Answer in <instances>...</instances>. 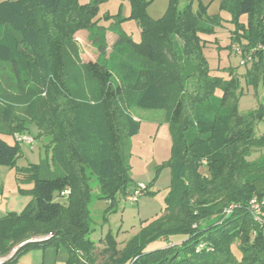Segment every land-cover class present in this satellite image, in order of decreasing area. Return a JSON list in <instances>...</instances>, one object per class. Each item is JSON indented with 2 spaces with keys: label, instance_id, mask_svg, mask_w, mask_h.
Wrapping results in <instances>:
<instances>
[{
  "label": "trees",
  "instance_id": "trees-1",
  "mask_svg": "<svg viewBox=\"0 0 264 264\" xmlns=\"http://www.w3.org/2000/svg\"><path fill=\"white\" fill-rule=\"evenodd\" d=\"M104 1L0 2V64L9 65L17 90L0 85V133L29 135L33 123L34 140L48 137L50 151L37 164L18 168L20 143L0 137V166L15 169L17 182L32 184L24 209L0 217V256L10 255L2 264L59 246L69 264H264V226L248 207L253 196L264 200V152L250 159L264 148V135H254L264 104L240 114L233 68L225 69L227 79L211 74L197 35L211 31L202 23L201 5L196 13L189 5L180 11L170 0L165 14L151 19L148 2L127 0L140 41L117 30L107 57L106 27L98 17ZM222 7L242 30L233 41L245 40L248 84L264 86V0H223ZM240 14L247 15V25L237 22ZM112 17L115 24L124 19ZM78 30L88 32L96 59H81ZM134 107L164 111L172 138L171 183L161 213L145 220L122 248L110 232L103 237L99 263L88 238L90 180L112 205L135 188L128 164V140L140 128ZM149 186L144 194L151 193ZM159 239L168 244L145 251Z\"/></svg>",
  "mask_w": 264,
  "mask_h": 264
},
{
  "label": "rangeland",
  "instance_id": "rangeland-1",
  "mask_svg": "<svg viewBox=\"0 0 264 264\" xmlns=\"http://www.w3.org/2000/svg\"><path fill=\"white\" fill-rule=\"evenodd\" d=\"M4 1V0H0ZM86 2L88 0H82ZM146 13L151 19L162 17L169 5L170 0H145ZM176 9L182 11L189 5L190 10L197 12L199 6L203 7L205 12L202 14V23L211 26L209 33L198 32L197 35L202 40V53L207 59L208 66L212 75L221 76L225 79L229 77L226 68H233L238 80L237 89V109L242 115L256 109L260 103L264 104V86L262 83L256 85L248 84L245 72L248 63L242 57V45L245 40L240 36V40L233 41V38L242 34V30L236 29L235 19L230 11L222 7L223 0H174ZM104 14L111 17L102 18ZM120 15L124 18L118 24H115L114 17ZM130 6L127 0H105L99 5L98 17H101L99 24L106 27V55L109 56L111 46L117 37V30L125 32L135 42L140 41V29L136 20L129 18ZM208 18V19H207ZM247 15L240 14L237 22L242 26L247 25ZM112 27V30L107 29ZM116 30V31H115ZM95 31V28L92 29ZM74 37L79 43L81 49V59L83 61L94 60L97 58L98 51L91 44L86 30H78ZM249 62V61H248ZM15 78L12 75L9 65L0 64V85L5 89L16 92ZM134 116L140 121V128L136 135L129 138V176L131 185L142 183L150 184V194H142L137 201L130 202L123 198L117 199L114 205L110 200L103 199L99 190L97 181L90 180L91 197L88 205L91 217V231L88 234L97 247L95 254L97 262L104 261L101 253L103 247L102 239L107 233L114 235L118 248H122L126 241L134 236L140 229L143 222L151 221L156 215L160 214L165 206V198L171 183V169L167 165L171 157L172 138L169 130V124L165 121L164 111L152 109H140L134 107L131 109ZM29 135L36 136V126L28 123ZM254 135H264V119L257 122L254 128ZM0 137L8 143L13 144L16 140L14 136L0 133ZM49 138L42 137L35 140L32 144L20 143L21 155L17 159L15 166L21 168V165L37 164L40 159L49 155ZM48 149V152H47ZM24 150V151H23ZM23 151V152H22ZM264 148L253 150L250 159H260ZM259 157V158H258ZM23 166V167H25ZM2 170H9L10 174L5 176V171L0 170V217L7 214L8 207L11 204L4 200L8 199L9 192L15 191L13 185H20L16 181L14 171L10 167H0ZM200 171L207 174L206 168H200ZM168 244L167 240L159 239L151 242L145 251L164 247ZM236 243L234 244V251ZM53 248L47 249L44 264H65V248L59 246L58 252ZM42 251L37 254L40 255ZM237 256L239 254L237 253ZM38 259V257H37ZM35 259V263L37 261ZM56 261V263H54ZM40 264L41 261L38 260Z\"/></svg>",
  "mask_w": 264,
  "mask_h": 264
},
{
  "label": "crops",
  "instance_id": "crops-1",
  "mask_svg": "<svg viewBox=\"0 0 264 264\" xmlns=\"http://www.w3.org/2000/svg\"><path fill=\"white\" fill-rule=\"evenodd\" d=\"M116 39V38H115ZM24 151V150H23ZM22 151V152H23ZM22 167L25 166V165H21ZM0 167H3V166H0ZM7 167V166H5ZM3 168H0V170H2ZM2 171H5L3 174H5V176L9 175L10 172L9 170H2ZM14 187L12 188H15V191H12V192H9V197H7L8 199L4 200L5 204L4 206L6 205V203H10L11 204L9 205L8 207V211L6 212H16V213H19L21 212L24 207L28 204V202L31 200V196L29 194H27L26 191H29V189L32 187V184H23V183H20V185H13ZM23 189L26 193H20L19 192V189ZM1 203V201H0ZM50 248H53L55 249L56 251L55 252H58V249L59 247L57 248H54V247H50ZM47 249H49V247L47 248H37V249H33V250H30L28 251L27 253L23 254L17 261L16 264H39L38 263V260L41 261L40 264H44V260H45V257H46V251ZM39 251H42V253L40 255H38L37 253ZM65 253H66V256L64 258V262L65 264H69L68 263V253L65 249ZM38 257V259H37ZM35 259H37L36 263H35ZM56 263V261L54 262Z\"/></svg>",
  "mask_w": 264,
  "mask_h": 264
},
{
  "label": "built area",
  "instance_id": "built-area-1",
  "mask_svg": "<svg viewBox=\"0 0 264 264\" xmlns=\"http://www.w3.org/2000/svg\"><path fill=\"white\" fill-rule=\"evenodd\" d=\"M247 60H250V57L248 56ZM14 139L19 142V143H27V144H32L35 142L34 138L31 137L30 135L27 134H14ZM146 189V185L142 183L136 184L135 188L133 191L126 196L127 201L130 202H135L137 201L138 197L142 194H144V191ZM249 207V212L253 218V220L260 225L264 226V200L258 198L257 196H253L248 203ZM48 236L44 238H37V239H32L34 241H39L42 239H47ZM22 245V244H20ZM19 245V246H20ZM15 251V249L12 250V252ZM10 255L8 256H0V264H2L5 260L9 258Z\"/></svg>",
  "mask_w": 264,
  "mask_h": 264
}]
</instances>
